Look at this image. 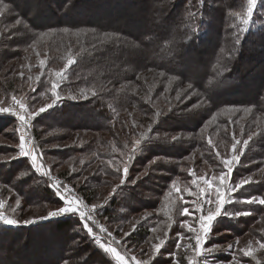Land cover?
Wrapping results in <instances>:
<instances>
[{
	"label": "trees",
	"instance_id": "obj_1",
	"mask_svg": "<svg viewBox=\"0 0 264 264\" xmlns=\"http://www.w3.org/2000/svg\"><path fill=\"white\" fill-rule=\"evenodd\" d=\"M4 2L13 10L0 13V69H6L9 60L18 57L24 51L26 55H33V61H39L41 58L46 59V65L56 63L62 65L60 70L63 79L60 78L56 92L66 98L62 101L56 100L53 107L44 112L30 129L33 145L37 148L42 149L50 143L49 138L44 135L46 128L60 131L88 129L109 132L112 127H117L119 132L115 133L113 138L116 141V149L123 150V154H113L112 150L102 153L95 151L91 144H85L78 149L65 150L61 157L69 159L74 151L88 153L93 150L95 160L116 159L113 163L121 160L124 154H129L125 148H129L130 151L136 141L135 138L141 136L139 128L135 134L132 131L130 121L133 119L120 117L123 108L127 109L130 102L136 98L130 93L129 84L133 82L132 79H138L152 71L159 74V77H162L160 73L163 72L167 80L175 76L180 84H192L193 90H198L201 94V99L211 95L215 98V104H205L195 113L177 114L183 102H177L169 109L165 108L163 99H155L154 108L151 106L146 108L147 112L139 111L146 121H150L148 126H153L157 122L159 126H163L161 134L157 136L148 134L147 138H141L138 153L137 155L134 153L129 171L133 166L141 167L152 156L163 155L171 160H179L186 155L182 151V146L178 149L179 153L175 151L177 148L175 149L173 141L167 138V135L170 134L171 137L186 129V125H195L199 121L203 124L207 118L200 113L205 115L206 112H220L235 106L252 108L264 116V17L254 13L252 20L255 24L251 22L247 32H241L244 27L236 14H243L247 4L245 0H72L74 7L70 11L65 7L66 0H4ZM37 17H42V22ZM17 19L21 20L19 25L15 23ZM65 27H68L70 32L76 28L87 30L88 44L84 40L76 42L72 33L61 32L60 29ZM92 30H95V38ZM49 31H52L50 34H53V37L45 35L42 39H37L41 32ZM104 33H115L123 37L127 43L105 39L103 43L93 48L91 45L96 43V39L103 38ZM237 38L241 43H236ZM72 46L71 51L75 52L74 55L68 54ZM69 56L75 62L64 70ZM4 77L2 76L3 79ZM45 78V76L33 78L37 81L34 92L39 93L45 88L52 91L54 78L48 80ZM13 83V79L1 81V84L6 85L7 91L14 88ZM73 96L76 99H72ZM143 105L144 103H140L142 108ZM155 111L154 118L145 116ZM222 115L225 117L220 120L221 122L230 119L226 114ZM9 122H12L11 119L6 117L0 119V129ZM236 133L238 135V131ZM223 136L227 140L226 135ZM232 137L233 135L229 136V140ZM58 138L54 135L51 137L52 142ZM196 138L192 141L199 144V139ZM181 139L178 143L183 142L181 144L184 145L186 141ZM102 140L95 139L94 142L104 147ZM10 141L16 144L17 138L15 139L13 135ZM200 142L208 151L205 160L209 159L213 167L217 168L212 147L207 140ZM1 153L7 155L17 153V150L15 147H5ZM45 154L47 153L44 152L43 155ZM15 159L7 162L9 159L5 158L7 162L5 166L1 164L4 162H0L1 171H7L5 176L0 173V183L10 186V183L15 182L17 185L15 188L20 192V196H35L29 200L32 204H39L43 200L60 206L62 202L54 190L46 180L34 173L28 160L22 157ZM253 160H261L264 163V128L249 140L240 157V162L243 163H250ZM46 162L48 163L47 160ZM179 165L167 162L159 164V167L175 178L179 176ZM98 167L91 171L93 176L72 173L70 178H67L61 173L58 175L63 181L69 182L76 193L89 204L99 197L98 187L103 184L113 187L114 191L109 196V201L98 211L99 218L107 224L116 220L124 221L136 209L145 206L144 195L139 192L140 186L119 183L117 185V182L112 184L99 174L120 177V173L111 170L106 162H101ZM250 169L251 167H248L246 171ZM237 170L238 166L235 171ZM151 175L153 174L146 177L147 180L143 181L141 188L149 186L150 194L157 198L162 194L160 191L164 186L151 182L154 178ZM183 178L187 179L185 173ZM260 193L254 192L253 195ZM154 196L147 195L145 200L149 201ZM179 206L181 207L180 204ZM224 221L226 224L220 226L218 232L238 233L237 228L241 224L249 228L254 218L242 216ZM51 222H54L52 227L49 221L28 225L26 227L29 230L28 239L21 240L22 237L19 236L20 238L14 242L9 239V235L14 232L16 236L21 235V227L11 230L0 228V264H65V262L103 264L105 260L109 264L114 263L94 244L76 217L63 216ZM76 228L79 231H73ZM146 231L145 229L138 235L147 236ZM68 232L70 237L67 239L60 237V233L67 236ZM208 239V247L226 243L221 236L212 235ZM11 246H14L16 251L10 252ZM85 249L86 252L77 258V253ZM214 254L216 255L210 258L208 263L198 264H219L231 259L223 250ZM238 257L242 262H246L243 257Z\"/></svg>",
	"mask_w": 264,
	"mask_h": 264
},
{
	"label": "rangeland",
	"instance_id": "obj_2",
	"mask_svg": "<svg viewBox=\"0 0 264 264\" xmlns=\"http://www.w3.org/2000/svg\"><path fill=\"white\" fill-rule=\"evenodd\" d=\"M247 1V0H245ZM26 2V1H25ZM28 2V1H27ZM213 4V2H212ZM247 6V4H246ZM245 6V8H246ZM23 7V6H21ZM264 3L261 2V0H258L257 8L254 10L255 15L263 16L264 17ZM245 10V9H244ZM243 10V12H244ZM38 20L42 22V17H37ZM44 22V21H43ZM251 22L254 23V21L251 19L249 21V24L247 26L243 25V27H248L251 25ZM259 24L260 21H258ZM257 22V24H258ZM255 24V23H254ZM63 29V28H62ZM79 30V35H77V31ZM52 31H49L46 36H52L53 34H50ZM72 35L75 37L76 42L80 43L82 40L88 44V36H87V30L76 28L72 32ZM87 36V37H86ZM75 46V43H74ZM92 46V45H91ZM73 46L69 49L68 54L71 53V55H74L75 52L71 51ZM40 50V49H39ZM67 54V53H66ZM67 54V55H68ZM26 51L20 53V55L12 60H9L8 67L6 69L1 68L0 69V101L3 103H0V107H8L10 108L12 106V96H16L18 99H23L26 105L29 106L31 110L38 111L39 108L44 107L47 104H52L53 100H63V98L59 93L57 95L59 96V99H56L53 96L52 91L50 89L45 88L41 92H34L35 90V83L37 82L33 78L37 77H43L45 76V80L50 79L51 77L54 78V81H60V78L55 77L52 75L55 71H61L60 68L62 65L56 63L52 65H46L43 68V70L40 67L39 61L41 58H39V61H33L32 56L33 55H26ZM196 59H194L195 61ZM46 61V59H45ZM38 62V63H37ZM195 63V62H194ZM64 68V67H63ZM63 70V69H62ZM23 73V75H21ZM158 75V77H156ZM2 76H5L3 79ZM20 78V79H19ZM6 79H13L14 81V88L10 89V91H7L6 85L1 84L2 80ZM23 79V80H22ZM20 80V81H19ZM133 82L130 83V93L134 94L136 98L130 102V106L127 109L123 108V111L120 112V117H125V119H133L130 121L132 131L135 134V131H139V136L141 134H144V137L146 135L150 134L153 136H157L161 134V129L163 125L159 126V123L153 122V126H148V123L150 121H146L143 116L139 113V111L147 112V107H153V102L155 99H163V103L165 108H171V105H175L180 102H183L184 104L180 107L181 110L177 112V114H182L183 112H198L200 110V107L193 108V105L199 104L202 100L200 98L201 94L198 96L196 93H199L198 90H193V88L189 89L188 84H180V81L173 77L170 79H166V76L159 77V74L152 71V73L148 75H144L143 77H140L138 79H132ZM20 82V84H19ZM32 82V83H31ZM37 90V89H36ZM181 93V99L177 100L176 93ZM128 93V92H127ZM191 93V94H190ZM139 94L141 96H139ZM133 95V96H134ZM139 96V97H138ZM140 103H144L143 108L140 106ZM54 105V104H53ZM154 108V107H153ZM239 108H245V107H239ZM248 108V107H247ZM50 108L46 109L45 112H48ZM188 109H191L189 111ZM251 109L250 112L245 113L243 111L237 112L235 114H232L229 109L222 110L220 112H206L200 113L201 115L205 116L204 118H209V120H205L204 123L200 124V121L198 124H200L198 127V124L193 125H186V129L181 130L182 132H178L175 135L181 136V141L185 140L186 143L182 145L183 142H172V145L175 147V151H178L180 147L182 146V151L186 154L179 160H171L163 155H156L149 158L147 162H145L141 167L139 166H133L132 170L130 169V163H132V159H129V156L133 157L135 156L134 153L137 155L138 153V146L135 152H133V147L125 148L127 150L126 153L122 156V159L119 161H116V163H113V159L109 160L106 159L105 161L102 159L95 160L93 155V150L90 152H84V153H78L74 151L69 159H63L61 156L65 152V150L69 149H78V147H82L85 144H91L92 148L95 149V151H100L102 153H106L110 150L113 151V154H123V150L116 149L115 146V139L113 136H115V133L119 132V129L117 127H112L111 131L104 132L99 130H83V129H73V130H64L60 131L57 129H45V136L49 138L50 140L49 144L45 145L42 149L39 147L37 150L42 154V160L44 163V166L47 170L50 171L52 177H54L57 181L61 182L62 184H68L71 185L69 182L63 181V178L58 174H63L67 178H70V176L73 174H81L83 176H93L92 172L95 170V168H99V164L101 162H106L109 167L114 169V171H117V168L120 169V171H117L120 173V177H109V176H103L100 171L97 172L99 176L106 180H109L112 182V184H122L121 180L124 179V183L122 185L127 186H133L138 187L139 192L144 195L143 198L146 199L145 196H154L150 194L149 186H144L142 189L141 186L144 184L143 181L147 180V176H150V174H153L151 176H154L153 179H151V182H155L157 184H163L164 188L162 191V194L157 198L154 196L151 200H143L145 203V206L143 208L136 209L133 213L129 215V217L126 220H116L114 222H110L109 224L105 223L104 220L100 219L98 216V211L102 209L106 203L109 201V196L114 191V188L109 187L105 184H103L100 188L98 187V195L99 197L96 198V200L91 204V206L96 205V216L97 220L108 227L110 231H112L115 235L118 237L122 236L124 232H131V236L127 238L128 240V246L132 248L137 254L143 250V255L140 256V259H143L148 262V264H187V256L192 255V252L190 249H186L185 247H182L180 249L175 248V244L178 241V233H183L185 237L190 236V233L186 232V229H182L180 227V224L183 222L184 219L187 217L180 215V210L182 205L185 204V201L193 199V197H189L187 193H183L184 199L181 200L178 197L181 194L176 193L174 190L171 191V195H169L170 190V184L173 179L178 180L179 186L181 189H184L190 185V181L192 177L188 173V169H192L196 171L197 175H211L213 170L218 171L219 168L213 167L210 160H207V164L205 163V157H207L208 151L207 149L202 146L201 140H209L211 139L216 145L217 150L221 152H229L231 149V143L232 139L229 140V136L233 135V132H235V135L238 139L241 140V147L246 149V146L243 145V140H247L249 138V135L254 133L252 137L258 135L263 128H264V116L259 114L258 112H255L254 109ZM44 113V112H43ZM40 113L37 115L31 122V125L29 126V130L32 128L33 124L37 122L36 120H39L40 116L43 114ZM222 113L227 115L226 121L221 122L220 120L225 117V115H222ZM215 115L216 119L212 120V116ZM148 118H151L156 116L155 113H147L145 114ZM207 116V117H206ZM223 116V117H222ZM3 113H0V119H3ZM200 120V119H199ZM13 122L7 123L3 128L0 129V162L2 166L6 165L9 161H15V158H19L18 152H19V134L16 130V127L19 126V121L13 117L11 120ZM236 121V123H233ZM120 123V122H119ZM111 124V123H110ZM205 124H207V127H205ZM35 125V124H34ZM140 126V127H138ZM15 129L13 130V128ZM35 127V126H34ZM44 127L42 126L41 129ZM241 128H243V132L245 135L241 134ZM238 131V135L236 133ZM14 134H13V133ZM223 132V133H222ZM239 133L241 136H239ZM168 134V133H166ZM226 135L227 140H225L223 135ZM17 138V143H11L10 138L11 136ZM28 137L32 140L31 132L29 131L27 133ZM59 137L57 141H53L51 137ZM133 136V135H132ZM195 137L196 139H199V144H196L194 141H192ZM167 138L171 140L170 134L167 135ZM95 139L101 140L103 139L104 147H101L100 145H96L97 142H94ZM140 139L141 136L138 138H135V140ZM229 140V141H228ZM189 142V143H188ZM38 143V141H37ZM134 145V144H133ZM26 146V145H25ZM32 145L28 146L26 148H31ZM39 146V145H38ZM140 146V145H139ZM7 147H15L17 150V153H9L7 155L2 154V150ZM78 151V150H77ZM45 153V155H43ZM63 152V153H62ZM133 152V155H132ZM174 152V151H173ZM244 153V151H243ZM49 154V155H48ZM243 155V154H242ZM241 155V156H242ZM240 156V157H241ZM155 157H160L161 159H158L155 161V163H152L153 159ZM5 158L9 159L5 160ZM26 158L28 162L30 163V160L28 157H22ZM48 161V163L46 162ZM167 162L170 163H176L179 165V176L172 178V175L165 170L161 169L162 167H159V164H165ZM49 163H52L53 165H50ZM125 163L128 165V172L126 174V177L123 173V168L125 166ZM242 163V164H241ZM241 164V165H240ZM31 165V163H30ZM216 165V164H215ZM218 165V163H217ZM211 166V167H210ZM251 167L250 170L246 171V168ZM215 168V169H214ZM237 168V167H236ZM33 169V168H32ZM183 169V170H182ZM0 173L5 176L7 171H1ZM139 170V171H138ZM163 170V171H160ZM34 171V169H33ZM138 171V172H137ZM239 171V172H238ZM34 173L42 177L44 180H46L47 184L50 185L51 181H49L48 177L41 176L39 173ZM90 173V174H89ZM186 174L187 179L183 178V174ZM89 174V175H87ZM251 175L253 178V183L246 185L243 189H241L238 193H233L234 202L231 205H228L229 211L234 210H251L252 215L249 216H243L245 218L252 217L254 218V221L252 225L250 224L249 228H247L246 225L241 224L237 229H239L238 233H235V231H229L228 233L218 232L220 231V226H223L226 224L224 220H221L219 223H216L213 229L212 234L210 236H221L223 238L225 244H216L213 246H219L221 250H223L224 254L226 256H229V259L227 262H220L219 264H264V249L259 248V244H257V241H260L261 243H264V205L254 204V205H247V204H241L237 203L236 201L238 199H242L244 197H250L255 193H260L257 196H264V163L261 162V160H253L250 163H243L239 161L238 164V170L233 172V180L239 179L242 176H248ZM4 178V177H3ZM163 179V180H162ZM171 179L170 181H168ZM135 180L136 183L133 184L132 181ZM15 183V182H14ZM13 183V184H14ZM3 185V182L0 183V199H4L7 201V204H11L15 206V200L20 199L21 205L19 208H17L15 215V218L20 220L21 222L25 219H30L33 217L39 218L40 216H45L49 211L54 210L57 206L52 205L48 203L47 201L41 200L39 204H32L30 203V199L34 198L35 196L31 197H23L20 196V192L15 188L16 184ZM255 185V187H254ZM257 188V189H255ZM194 190V187L192 188ZM254 190V192L252 191ZM24 194V193H23ZM28 198V199H27ZM153 204H155L153 206ZM181 205V207L179 206ZM7 207V205H6ZM194 207V205L192 206ZM191 210V207H190ZM9 214L12 215L11 211L9 210ZM159 217V219L157 217ZM78 220V218H76ZM55 220V219H54ZM53 220V221H54ZM189 222H192V219L189 220ZM82 223V222H81ZM50 226L52 227L54 225V222L49 221ZM233 225V224H232ZM133 226H135V231H133ZM20 234L16 236V233H11L9 235V239L14 242V240L19 239L21 240L28 239L29 230H27V226H24L21 223L20 226ZM155 228V232L152 231V229ZM147 230V236H139L138 233H142ZM96 229H94L95 231ZM35 233V232H34ZM165 233H167V236H165ZM60 237L62 239H67L70 237V233L68 232V235L65 236V234L60 233ZM228 234V235H224ZM20 236V237H19ZM35 236V234H34ZM157 237L165 238L166 243L165 246L161 248L160 253L153 254L152 253V247L151 245L154 243H158ZM47 238V236H45ZM140 239V240H139ZM209 240V239H208ZM239 240V245H235V241ZM252 242V248H253V255L251 256H245L242 252L239 251L240 248H244L247 246L248 242ZM183 245H187L189 243L188 239L185 238L182 241H179ZM194 243V241H193ZM208 241H206L205 246L207 245ZM17 244V243H16ZM233 244L234 247L232 249H228V245ZM86 247V246H84ZM212 247V246H210ZM10 252L16 251L14 246L10 247ZM86 252V249L84 251H81L77 253L76 257L80 258L81 254H84ZM175 252V256H170L169 253ZM214 255L213 253H207L200 257H196L195 259L198 261V263H208L209 259L212 258ZM220 256V255H218ZM238 256L243 257L246 262H242V260L239 259ZM226 258V257H225ZM38 259V258H35ZM38 262V261H37ZM16 263V262H15ZM40 263V262H39ZM12 264V263H10ZM115 264V263H113ZM217 264V263H216Z\"/></svg>",
	"mask_w": 264,
	"mask_h": 264
},
{
	"label": "snow or ice",
	"instance_id": "obj_3",
	"mask_svg": "<svg viewBox=\"0 0 264 264\" xmlns=\"http://www.w3.org/2000/svg\"><path fill=\"white\" fill-rule=\"evenodd\" d=\"M264 3V0H261ZM258 0H247V6L244 10L243 14L237 13L236 15L240 17L243 25L247 26L249 21L253 18L254 10L257 8ZM65 7L67 10H71L74 7L72 0H66ZM9 7V4L5 3L4 0H0V13L5 11H12ZM16 24H20L21 20L17 19L15 21ZM27 27V25H25ZM247 27L241 29V32H247ZM63 33H69L71 30L68 27L60 29ZM95 38V30H92ZM79 35V30L76 33ZM46 32H41L37 39H42ZM105 39L113 40L116 42L127 43L123 37L116 35L115 33H104L103 38L96 39V43L92 45L93 48L97 46V44H101ZM236 43H241L240 39L237 38ZM136 45H134L135 47ZM39 55V53H37ZM75 61L69 56L67 63L64 65V70H67L69 66H71ZM46 61L41 59L39 61L40 67L43 70ZM23 75V73H21ZM55 77L63 79L62 71H55L52 73ZM161 76L165 74L163 72L160 73ZM59 87L58 81H53L52 83V93L56 99H59V96L56 93V89ZM193 87L192 84L188 85V88L191 89ZM95 95V93H93ZM196 95H200V93H196ZM177 100L181 99V93L177 92L176 97ZM12 106L8 107H0V113L8 114L14 116L19 121V157H28L31 163V167L34 169L36 173H39L41 176L48 177L50 183V187L54 190L55 195L58 197L59 201L62 204L56 207L54 210L49 211L47 215L40 216L39 218L33 217L30 219H25L22 222L15 218V213L17 208L20 207L21 201L20 199L15 200V206L11 204H7V201L4 199H0V228L4 229H14L21 226V223L24 226H28L31 224H37L41 221H51L54 219H58L63 216H74L78 217V223H81V227L87 230L88 236L93 240L94 244L102 250L105 256H110L112 260H114L115 264H148L147 261L140 259V256L143 255V250L139 254H137L132 248L128 246L127 238L131 236V232H124L122 236L118 237L112 231L108 229L105 225L101 224L97 219H95L96 205H93L91 208L87 204L84 203V200L76 193L74 187L68 184H62L57 181L54 177H52L49 170H47L44 166L42 160V154L37 150L36 146L33 145L31 148H26L25 145L29 143L27 138V133L29 131V126L31 125L32 120L43 113L48 108H52L53 104L56 102L53 100L52 104H47L44 107L39 108L38 111L31 110L28 105L24 102L23 99H18L16 96H12ZM72 99H76L75 96ZM0 103H3L0 101ZM214 105L215 98L211 95L206 96L204 99L200 101L199 104L193 105V108L202 107L203 105ZM191 111V109H188ZM245 112L248 113L251 109L239 108V107H231L230 112L235 114L237 112ZM159 115V113H157ZM212 120L216 119V116L213 115ZM233 123H236L234 121ZM207 127V124H205ZM243 128H241V134H243ZM254 133L249 135L247 140H243V145L246 146L249 143V140L252 138ZM144 137V134H141V138ZM181 139L178 135L171 136V141L178 142ZM141 144V140L137 139L133 145V152L136 151L137 146ZM208 144L212 147L215 152L214 161L218 163L219 170H213L211 175H197L196 171L192 169H188L189 175L192 177L190 181V185L184 189H181L179 186L178 180L173 179L170 184L169 195H171V191L174 190L176 193L181 194L178 198L183 200V193H187L189 197H193V199L185 201V204L182 205L180 210V215L187 217L180 224L182 229H186L187 233H190V236L185 237L183 233H178V241L175 244L176 249H180L185 247L186 249H190L192 255L187 256V264H198V261L195 259L196 257H200L207 253H213L221 250L219 246L206 247V241L208 240L210 234H212L214 226L216 223H219L221 220L227 219L232 220L242 216L252 215L251 210H234L229 211L228 205L233 204L234 197L233 193H238L241 189H243L246 185L253 183V178L251 175L242 176L239 179L233 180V172L239 164L240 156L243 154L244 148L241 147V140L238 139L233 132L231 149L229 152H221L217 150V145L211 140H208ZM129 159H132L129 156ZM161 159L160 157H155L152 163H155L156 160ZM207 164L208 162L205 161ZM211 167V166H210ZM183 170V169H182ZM117 171H120L117 168ZM128 172V165L125 163L123 168V173L126 177ZM24 175V173H21ZM121 183H124V179L121 180ZM133 184L136 183L135 180L132 181ZM194 187V190L192 188ZM237 203L247 204V205H264V196L252 195L250 197H244L242 199H238ZM7 205V207H6ZM194 205V207H192ZM191 207V210H190ZM9 210L12 215L9 214ZM192 219L190 223L189 220ZM96 229V231H94ZM73 231H79L78 228L73 229ZM133 231H135V226H133ZM155 232V228L152 229ZM264 231V230H262ZM167 236V233H165ZM188 239L189 243L187 245L181 244L179 241ZM158 243H154L151 245L152 253L158 254L162 247L165 246L166 240L165 238H156ZM194 241V243H193ZM259 244V248L264 249V243L260 241L256 242ZM235 245H239V240L235 241ZM228 249H232L234 247L233 244H229ZM245 256L253 255L252 242L249 241L247 246L239 249ZM170 256H175V252L169 253ZM66 264V262H65ZM103 264H109L107 260L103 261Z\"/></svg>",
	"mask_w": 264,
	"mask_h": 264
},
{
	"label": "built area",
	"instance_id": "obj_4",
	"mask_svg": "<svg viewBox=\"0 0 264 264\" xmlns=\"http://www.w3.org/2000/svg\"><path fill=\"white\" fill-rule=\"evenodd\" d=\"M3 116L6 117V118H8V119H11V120H12L13 117H14V116H11V115H8V114H4V113H3ZM18 129H19V126L16 127V130H17V131H18ZM29 131H30V130H29ZM29 131H28V132H29ZM18 134H20L19 131H18ZM27 138H28V140H29V143L26 144L25 147H28V146H31V145H32V140L28 137V135H27ZM79 196H80V195H79ZM80 197H81V196H80ZM81 198H82V197H81ZM82 199H83V198H82ZM83 200H84V199H83ZM84 203L87 204V205L89 206V208L92 207L91 204L87 203L85 200H84ZM94 215H95V219H97L96 212H95ZM76 218H78V217H76Z\"/></svg>",
	"mask_w": 264,
	"mask_h": 264
},
{
	"label": "crops",
	"instance_id": "obj_5",
	"mask_svg": "<svg viewBox=\"0 0 264 264\" xmlns=\"http://www.w3.org/2000/svg\"><path fill=\"white\" fill-rule=\"evenodd\" d=\"M110 257V256H109ZM113 262H114V260H113ZM115 263V262H114Z\"/></svg>",
	"mask_w": 264,
	"mask_h": 264
}]
</instances>
